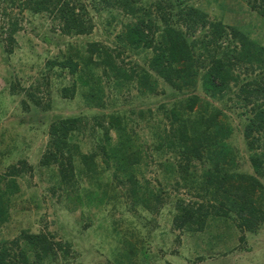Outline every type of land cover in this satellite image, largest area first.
<instances>
[{"label":"trees","instance_id":"16d2710c","mask_svg":"<svg viewBox=\"0 0 264 264\" xmlns=\"http://www.w3.org/2000/svg\"><path fill=\"white\" fill-rule=\"evenodd\" d=\"M93 1L98 12L116 10L129 22L116 36L115 49L101 43L75 49L66 43V51L47 64L72 77L71 86L59 89L60 97L72 99L80 88L89 108L104 109V80L112 81L116 93L130 87L139 98L162 94L167 101L155 108L148 104L139 110L101 113L103 118H95L92 127L81 116H54L47 124L49 144L39 159V175L49 176L51 193L65 212L90 210L94 203L111 198L116 209L120 204L116 186L125 190L122 196H129L132 210L156 209L159 193L148 181L138 180L136 173L150 163L149 151L171 157L172 161L165 162L176 176L175 192L185 190L195 199L175 200L172 229L200 233L210 225H222L226 230L236 229L239 240L244 241L246 233L255 232L264 223L259 201L264 191V46L237 27L211 21L186 1ZM247 5L264 25V0H247ZM23 13L44 16L52 30L68 38L86 36L93 30L79 0H2L0 16L6 28L1 29H5L10 53L22 29L18 18ZM125 52L144 55L146 67L127 66L120 60ZM256 72L259 74L248 78ZM199 88L203 95L197 93ZM10 90L11 96L23 92L25 111H30L29 103L34 107L27 125L35 120L38 110L44 112L40 118L46 116L48 106L41 107L38 85L21 89L10 83ZM227 93L228 102L241 107L247 116L242 139L249 172L237 164L228 142L233 132L228 117L212 103ZM141 125L146 130L139 132ZM87 129L95 142L83 153L79 138ZM9 150L0 148V230L9 221L13 197L19 193L17 180L34 171L22 160L5 164ZM81 179L85 186L79 183ZM139 234L121 237L124 253L136 255ZM72 258L71 241H56L44 231L23 230L13 239H0V264H68Z\"/></svg>","mask_w":264,"mask_h":264},{"label":"rangeland","instance_id":"374dc122","mask_svg":"<svg viewBox=\"0 0 264 264\" xmlns=\"http://www.w3.org/2000/svg\"><path fill=\"white\" fill-rule=\"evenodd\" d=\"M79 1L85 5L88 19L93 24L89 35L68 38L52 30L50 21L44 16L23 13L18 18L22 29L14 38L11 53L5 38V29H1L6 28V21L0 16V148L3 151L10 149L9 157L3 162L15 164L22 160L28 167L34 168L31 174L27 173L17 180L20 190L13 197L9 210L10 218L0 230V239H13L23 230L31 233L44 231L56 241H71L75 258L68 264H264V223L255 232L246 233L244 241L239 240L240 233L236 229L226 230L222 225H210L200 233L172 229L175 200L195 199L185 190L175 192L176 176L172 175V169L167 166L169 162H165V159L172 161L171 157L152 151H149L152 155L150 163L137 170L136 175L138 180L148 181L151 189L159 193L160 204L156 209L151 206L148 210H132L131 199L129 196L123 197L125 190L116 186L114 192L120 196L117 200L120 204L116 209L111 204V198L98 204L94 203L90 210L78 208L72 213L62 210L61 204L51 193L52 183L48 180L49 176L46 173L39 175L40 171L37 170L39 159L49 144V119L54 116H81L83 121L92 127L95 118H103L101 113L125 112L131 108L139 110L148 104L155 108L156 105L167 101L162 94L157 97L139 98L135 89L130 87L117 89L116 93L112 81L104 80L101 95L104 109L89 108L81 94L83 89L80 88L72 99L60 97L59 89L71 86L72 77L68 72H61L57 66L53 70L48 68L47 64L56 61L55 58L66 51V43H71L75 49L87 43H101L115 49L116 36L122 31L123 24L129 22L116 10L101 9L98 12L97 4L93 0ZM182 1L205 12L211 21H220L223 26L239 28L249 39L264 46V25L260 17L248 7L247 0ZM45 38L49 39V42H45ZM120 60L130 67H146L147 64L142 54L129 55L125 52ZM256 74L259 73L249 75L248 78ZM10 83L21 89L38 85L42 92L36 95L41 98V107L48 106L45 108L46 116L40 118L44 112L38 110L36 113L39 116L27 125V122L32 121L31 113L35 114L32 112L34 107L29 103L30 111H25L21 104V99L25 98L23 92L19 96H11ZM197 93L203 95L200 88ZM229 95L227 93L224 99L212 103L222 109L228 117L233 128L228 142L237 156V164L241 165L243 171L249 172L248 152L244 150L242 139V129L247 116L243 114L241 107L232 106L231 101L228 102ZM143 125L140 126L139 132L141 129L146 130ZM87 131L79 138L83 153L90 151L95 142L94 136L89 134L88 129ZM95 135L97 136V133ZM111 137L115 139L113 134ZM97 161H100V158H97ZM262 182L264 184V178ZM79 183L85 181L81 179ZM85 185L86 183L83 184ZM260 195L262 200L259 201L263 203L264 208V191ZM135 232L140 233L139 251L136 255L124 253L121 249L124 240L121 237L134 235Z\"/></svg>","mask_w":264,"mask_h":264}]
</instances>
